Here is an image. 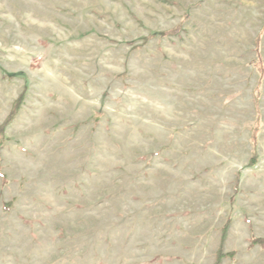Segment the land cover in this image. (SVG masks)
Segmentation results:
<instances>
[{"label": "rangeland", "instance_id": "rangeland-1", "mask_svg": "<svg viewBox=\"0 0 264 264\" xmlns=\"http://www.w3.org/2000/svg\"><path fill=\"white\" fill-rule=\"evenodd\" d=\"M0 128V264H264V0H0Z\"/></svg>", "mask_w": 264, "mask_h": 264}, {"label": "trees", "instance_id": "trees-1", "mask_svg": "<svg viewBox=\"0 0 264 264\" xmlns=\"http://www.w3.org/2000/svg\"><path fill=\"white\" fill-rule=\"evenodd\" d=\"M160 34H164V33H160ZM144 40H147V38H145ZM17 110H18V109H17V106H15V107L13 108L12 112L10 113V115H9V117H8V119H7L6 122H9V121L12 120L13 116L17 113V112H16ZM4 124H5V123H4ZM0 130L2 131L3 128H0ZM257 131H258V128H257V127H254L253 130H252V133H253V137H254V138H256V133H257ZM256 159H257V158H256V154L254 153V154H253V160H252V162L254 163V162L256 161ZM224 230H227V227H225ZM218 256H220V251L218 252ZM218 261H219V257H218Z\"/></svg>", "mask_w": 264, "mask_h": 264}]
</instances>
